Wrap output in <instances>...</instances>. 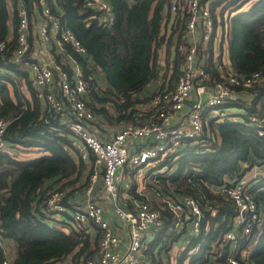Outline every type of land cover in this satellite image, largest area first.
<instances>
[{
    "label": "trees",
    "instance_id": "16d2710c",
    "mask_svg": "<svg viewBox=\"0 0 264 264\" xmlns=\"http://www.w3.org/2000/svg\"><path fill=\"white\" fill-rule=\"evenodd\" d=\"M9 1L15 6L13 15ZM25 1L30 15L35 16L39 0ZM46 1L87 48L83 53L66 43L60 51L55 45L51 50L69 72L74 69L68 58L71 56L83 75L93 76L96 87L89 92L87 102L94 120L89 122V129L108 139L130 123L149 120L155 113L150 105L153 93L140 92L157 78H161L160 89L173 87L184 59L178 47L183 28L169 22L170 15L164 10L166 0H110L114 15L108 27L85 0ZM246 1L215 0L214 4H223L221 22L223 36L228 39L230 66L241 74L260 70L263 76L250 86H238L219 106L224 115L213 116L206 111L202 133L183 140L177 151L155 165L154 169L163 171L150 174L147 188L155 187L164 200H150L162 217L150 241L151 264L162 262L155 249L169 251L187 233V215L181 229L177 228L178 216L166 202L182 195L197 201L202 219L199 232L186 235L177 264L186 260L187 264H211L212 256L220 264H227L231 254L245 264H264V175L244 178L248 170L264 165V136L250 121L253 115L264 121V0H250L244 6ZM16 4V0H0V39L10 33V17L17 20ZM15 44L14 34L8 49L0 52V117L11 118L4 136L14 152L19 147H35L45 153L19 159L10 150L0 151V237L3 242H13L11 258L0 243V264L6 258L8 264H86L97 252L98 234L76 229L71 212L93 169L94 156L87 160L74 152V135L61 120L50 116L26 66L13 59ZM199 59L205 67V83L222 77L227 66L222 59L221 63L215 60L212 40L204 44ZM99 71L104 85L98 89ZM18 78H24L29 94L20 89ZM232 107L234 112H230ZM242 179L255 199L258 219L233 246L225 240V233L235 227L238 209L220 188ZM136 187L134 180L130 192L136 198L149 197L136 193ZM55 189L65 191L62 203L66 209L58 218L43 210Z\"/></svg>",
    "mask_w": 264,
    "mask_h": 264
},
{
    "label": "built area",
    "instance_id": "2783aa9c",
    "mask_svg": "<svg viewBox=\"0 0 264 264\" xmlns=\"http://www.w3.org/2000/svg\"><path fill=\"white\" fill-rule=\"evenodd\" d=\"M16 1L18 16L14 29L16 44L13 47V59L27 66L32 83L37 88V96L46 102L50 116L61 120L74 135V152L87 160L91 154L94 156L93 169L76 198V208L71 212L72 225L76 229L85 232H89L90 226L97 229V252L86 264H151L150 241L162 223L161 211L149 197L135 199L134 208H126L120 203V197L132 186L120 170L125 166L129 169H144L146 179L150 178V174L163 171L154 169L157 162L168 153L177 151L183 140L202 133L205 112L213 116L224 115L225 111L219 106L237 91L238 86H250L260 81L262 72L254 70L241 74L226 65L221 78L210 84L205 83V67L199 58L204 44L211 40L214 44L217 34L219 20L215 0H166L164 10L170 15L169 22L183 28L179 33L178 47L184 52V59L175 84L153 92L150 105L155 113L149 120L130 123L105 139L89 129V122L94 120V113L87 102L89 92L96 87L93 76L83 75L80 65L71 56L68 58L74 69L69 72L56 60L48 46L45 48L48 50L46 54L32 52L30 26L35 16L30 15L25 0ZM39 2L40 13L36 11V21L42 17L39 26L41 41L52 45L54 37L60 47L70 43L75 50L85 53L86 46L71 27L61 22L60 15L52 10L46 0ZM85 2L97 10L96 14L105 27L111 24L114 14L110 0ZM11 37L8 35L0 39V52H5ZM193 92L196 95L194 101L185 115H180ZM250 121L257 127L258 134L264 136V121L254 115L250 116ZM10 122L11 118L0 117V151L17 153L4 136ZM220 190L235 202L238 209L235 227L225 233V240L235 246L240 235L248 233L258 219L256 202L247 190L245 179L233 185H223ZM100 191L112 203L117 218L129 228L125 249H122V238L111 227L104 206L98 200ZM64 196V190H53L46 199L44 212L58 218L66 209L62 203ZM166 202L178 216L175 224L177 228L181 229L183 216L187 215L188 223L193 222L190 230L186 227L189 234L199 232L202 212L193 197L182 195L178 200L166 199ZM0 243L6 251V241L3 242L1 237ZM8 260L4 259L2 264H8ZM227 264L245 263L231 254Z\"/></svg>",
    "mask_w": 264,
    "mask_h": 264
},
{
    "label": "crops",
    "instance_id": "0c3cea01",
    "mask_svg": "<svg viewBox=\"0 0 264 264\" xmlns=\"http://www.w3.org/2000/svg\"><path fill=\"white\" fill-rule=\"evenodd\" d=\"M9 10L11 12V15H13V12L15 10V6H14V3L13 1H9ZM17 11V10H16ZM38 11V10H37ZM40 13V10L37 12V14ZM18 16V14H17ZM36 15L35 17L32 18V22H31V26H30V37H31V40H32V52H34L35 54H46L48 53V50H46L45 48H47V46L50 48V50L52 49V46H57L58 44H56V39L54 37H52V41H53V44L52 45H49L45 42H42L41 41V38L39 36V26L42 22V17H39L36 21ZM17 21V20H16ZM16 21L13 20V17L11 16L10 19H9V30H10V33L9 35L10 36H13L15 34V23ZM43 50V51H42ZM46 50V51H45ZM58 50V49H57ZM39 51H42V52H39ZM226 65H230V60L228 62H224ZM27 68V66H26ZM28 70V68H27ZM28 73H29V76L31 78V74H30V71L28 70ZM98 76L100 75V80L99 82L103 79H104V76L102 74V72H98L97 73ZM160 80L157 78V79H153L151 82H149L145 88H143V95H147V94H151L153 92H155L159 87V84H160ZM18 84H19V87L20 89L26 93V94H29V91H28V88H27V84L23 79L21 78H18ZM31 84H32V80H31ZM33 85V84H32ZM195 93L193 92L192 96L190 98H188L183 106V108L185 109V106H188V109L189 107L191 106L192 102L194 101L195 99ZM40 99V98H39ZM41 100V99H40ZM41 102H43V100H41ZM183 109V111H184ZM180 114L182 116L185 115V113L187 112H183ZM183 118V117H182ZM179 119V118H177ZM38 149V148H37ZM40 150V149H38ZM42 151V150H40ZM44 154L45 152L42 151ZM13 153V152H12ZM138 171H140V169L136 168ZM253 176H259L261 174H263L262 172H258L257 171V166L254 167L253 169ZM138 171L136 172L134 169H129V167H123L120 172L127 178L130 180L131 182V185L133 186L134 184V180L137 181V187H136V193H138L139 195H143V194H147L149 192V188H147V180L146 177H145V174L144 175H140V173H138ZM127 172H131V177L127 175ZM247 178V177H246ZM247 179H250L247 178ZM250 181V180H248ZM131 188V187H130ZM100 196L98 197V200L99 202L104 206V209H105V214L106 216L108 217L109 221H110V224H111V227L113 228V230H115L118 235L122 238L123 240V246H122V249H125V246L129 240V228L128 226L120 221L116 214L114 213V210H113V207H112V203H110V200L108 199V197L102 193L100 191ZM151 197V195H149ZM149 197V198H150ZM135 199H138L136 198L135 194H133L132 192H130V189L127 190V192H125L119 199V202L122 203L126 208H134V200ZM152 199L155 200V198H153L152 196ZM89 232L92 234V235H95V233L97 232V229L94 227V226H90L89 228ZM6 253L8 254V256L11 258V255H12V252H13V242L11 240H8L6 242ZM160 251H158L157 249H155V254L156 256L158 255ZM150 255V253H149ZM151 257V256H150Z\"/></svg>",
    "mask_w": 264,
    "mask_h": 264
},
{
    "label": "rangeland",
    "instance_id": "374dc122",
    "mask_svg": "<svg viewBox=\"0 0 264 264\" xmlns=\"http://www.w3.org/2000/svg\"><path fill=\"white\" fill-rule=\"evenodd\" d=\"M250 3H251L250 0L246 1L244 3L245 4L244 6H248ZM222 7H223V4H216V13H217V17L219 20V24H218L217 34L215 35L214 44H213V56L218 63H221V59L224 62L229 61L228 39L226 36H223V34H222V32H223V30H222L223 27H222V22H221V20H222V11H221ZM229 11H230V8L225 10V17L227 16ZM57 49H58V51H60L61 47L59 45H57ZM99 77H100V75L98 76V78ZM100 78H99V80H100ZM158 79L161 81V78H158ZM103 85H104V82L101 80L99 83H97L98 89L101 87L103 88ZM142 92H143V90L140 92V94H143ZM186 111H188V106H185V109L183 112H186ZM234 111H235V108H233V107L230 108V112H234ZM237 112L240 113V111H237ZM224 114H225V112H224ZM42 153H43L42 151L38 150L35 147H31V148L19 147L18 152L14 153V154L19 159H29V158H34V157L40 156V155H42ZM143 171H144V169H140V171H138V173H140V175H144ZM253 171H254L253 169L248 170L246 172V174L244 175V178L247 179L249 177L250 178L254 177ZM257 171L262 172L264 175V166H262V165L257 166ZM127 175L130 177L132 176L131 172H127ZM82 180H84V179H82ZM147 195L148 196L151 195V197L149 196L151 200H152V196L156 200H159V199H160V201L164 200L162 197L163 194L153 186H151L149 188V192L147 193ZM192 225H193V222L189 221V223L187 225L189 230L192 228ZM187 234L189 235L188 230H187L186 234L182 235V237L179 240H177L171 246L169 251L167 249H163V251L158 253L157 257L162 261L161 264H177V261H179V256L185 248V243H186L185 239H186ZM210 260H211L210 261L211 264H220L219 261L215 260L214 256H212ZM184 261H185V259H184ZM185 264H187V260L185 261Z\"/></svg>",
    "mask_w": 264,
    "mask_h": 264
},
{
    "label": "water",
    "instance_id": "95a60500",
    "mask_svg": "<svg viewBox=\"0 0 264 264\" xmlns=\"http://www.w3.org/2000/svg\"><path fill=\"white\" fill-rule=\"evenodd\" d=\"M165 9V8H164Z\"/></svg>",
    "mask_w": 264,
    "mask_h": 264
}]
</instances>
